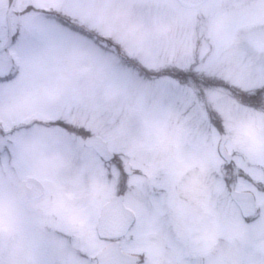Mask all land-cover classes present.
I'll return each mask as SVG.
<instances>
[{
    "label": "rangeland",
    "instance_id": "obj_1",
    "mask_svg": "<svg viewBox=\"0 0 264 264\" xmlns=\"http://www.w3.org/2000/svg\"><path fill=\"white\" fill-rule=\"evenodd\" d=\"M35 1L41 10V14H36L39 17L29 15L22 21L20 30L18 27L12 30L27 35L31 30L56 22V17H63L85 31L117 41L121 47L111 48L115 59L131 57L124 65L126 72L123 74L112 65L100 62L96 53L89 48L58 46L46 56L32 55L21 59H26L27 65L30 60L38 58L46 83H51L50 88L59 92L71 91L81 98L90 114L106 121V129L114 142L132 146L144 166L153 162L152 153H176L171 159L173 169L164 167L163 174L158 177L162 183L166 182L167 177L173 179L170 172L177 177L181 175L179 170H175L180 158L186 156L189 164L193 165L197 160L206 158L209 151H215L212 131L208 126L194 134L193 125L187 123L190 121L197 125L202 121L199 118L210 115L211 110L202 108L207 105L204 101L207 93L203 91L205 75L199 77L201 86L195 87L202 93L198 103L193 101L194 94H188L185 88H181L179 79H175L178 69L186 67L193 58L200 64L201 53H206L205 60L207 56L218 57V72L224 79V85L218 92L222 99H217L216 105L222 109L225 120V116L229 115L227 105L238 100L240 90L247 87L254 72L255 66L250 58L264 54V0H209L200 12L183 8L177 0ZM15 49L13 52H18L17 47ZM140 63L152 71L140 68ZM49 64L51 68L47 69ZM46 70L53 77L51 80L44 73ZM29 82L31 85L32 82ZM186 82L190 83L191 80ZM41 83L43 88L48 86ZM179 90H186L187 94H179ZM171 92L178 94L171 96ZM32 103L38 105L40 99ZM32 110L28 109L26 115ZM252 111L264 114V108H254ZM182 114L184 122L181 120ZM231 116L243 120L246 114L233 112ZM232 147L239 163L254 173L256 170L249 165L258 162V153L264 157V144L236 143ZM183 148L185 156L179 154ZM74 159V188L70 195L75 201L76 212L82 205L76 196L77 187L90 185L92 181L83 162ZM30 171L28 168L27 173ZM185 177H193V173ZM206 184L209 183H203L204 186ZM172 191L167 194L170 200L176 194L173 195ZM170 203L171 207L177 205L174 200ZM26 217L31 222H26L25 240L12 241L9 261L0 256V264H44L53 246L60 243L59 236L53 238L51 245L47 243L48 236H53V232L39 230V220L34 212L27 210ZM239 226L235 225L234 231L239 230ZM33 231L46 233L42 241L45 246L39 252ZM261 231L263 227L258 224L246 226L242 231H237L228 244L221 245L215 255L190 261H194V264H253V259L264 249V245L259 244L254 236ZM169 242L172 241L169 239ZM22 247L26 249L21 250ZM148 255H145L147 260L151 258ZM184 261L170 255L165 257L164 264H182ZM152 262L154 264L153 258Z\"/></svg>",
    "mask_w": 264,
    "mask_h": 264
},
{
    "label": "snow or ice",
    "instance_id": "obj_2",
    "mask_svg": "<svg viewBox=\"0 0 264 264\" xmlns=\"http://www.w3.org/2000/svg\"><path fill=\"white\" fill-rule=\"evenodd\" d=\"M35 10L32 4L23 7L26 14ZM55 21L31 30L27 35L14 32L11 39L16 44L18 58L46 56L58 46L89 48L100 62L112 65L121 74L126 72L124 65L131 57H113L111 48L121 47L117 41L85 31L63 17H56ZM4 38L0 33V39ZM205 56L206 53H201L200 64L193 58L186 67L179 68L175 79L197 82L203 74V91L217 93L220 100L222 97L218 92L224 85V79L218 72V57L207 56L205 60ZM250 59L255 66L254 72L247 87L240 90L238 100L227 105L229 115L225 116L224 123L216 120L214 114L208 116L212 125V143L224 141L227 159L219 155V150L209 151L205 165L214 171L213 190L217 201L232 206L237 219L241 216L254 218L256 209L264 208V202L252 205L243 198L240 185L246 173L232 147L236 143L264 144V114L252 111L264 108V54ZM140 68L152 71L143 63H140ZM24 88L20 73L0 60V102L7 103ZM177 94L169 93L171 96ZM179 94L186 95L187 92L179 90ZM39 95L38 106L21 117L16 129L9 130L15 131L16 135L8 137L4 143L11 148L25 137L46 140L81 160L92 181L90 185L76 189V196L82 201L79 210L53 221V231L63 233V236L47 254L44 264H136L134 260L121 261L119 249L136 239L149 206L158 214L159 209L168 203L167 192L160 191V183L143 165L135 149L127 143L114 142L106 129V121L90 114L81 98L71 91L59 92L48 87L42 88ZM233 112H243L246 116L243 120L233 119ZM221 127L224 128L223 136L217 132ZM108 209H114V214L109 216ZM159 222L163 229V216H159ZM256 223L264 227V212ZM84 231L88 234V247L94 250L92 252L85 251L81 244L80 237ZM73 249L77 250L75 254ZM81 252L82 256L79 255ZM182 264H194V261Z\"/></svg>",
    "mask_w": 264,
    "mask_h": 264
},
{
    "label": "flooded vegetation",
    "instance_id": "obj_3",
    "mask_svg": "<svg viewBox=\"0 0 264 264\" xmlns=\"http://www.w3.org/2000/svg\"><path fill=\"white\" fill-rule=\"evenodd\" d=\"M26 4L35 5L36 10L24 13L23 7ZM36 14H41V10L35 0H0V31L5 36L4 39H0V60L10 64L12 70L19 72L21 79L25 82L22 92H18L7 103L0 102V256L3 260L8 259V261L12 252L11 242L17 239L24 241L27 236L24 232L26 222H31L29 217H26L27 210L37 215L39 220L37 226L39 225L40 231L51 230L53 232V236H48L47 243L49 242L50 245L55 236H63V233L53 231V221L75 211V201L70 195L74 188V157L47 143L46 140L37 141L25 137L13 144L11 148L4 143L8 137L16 135L15 131L9 130L16 129L21 117L26 115V111L38 106L32 102L40 99L39 93L43 88L41 81L43 83L47 81L41 72L38 58L30 60V63L26 65V59L18 58V52H13L16 50V44L11 38L14 32L19 33L18 30H12L13 27H18L20 30L19 26L24 18L29 15L39 17ZM50 68L49 64L47 69ZM44 73L50 80L53 78L48 75L47 70ZM29 81L34 86L29 85ZM178 82L181 88L188 91V94H194L193 101L199 103L202 93L198 92L195 87L199 84L201 86L200 79L197 82L191 80L188 83L180 78ZM46 85L48 88L51 87V83H46ZM206 93L204 101L207 105L202 108L211 110L210 114H214V118L223 124L225 120L222 109L216 105L215 92ZM183 108H186L185 105ZM181 120L184 122L183 114ZM198 120L202 121L197 122V125L190 121L187 122L193 125L194 134L207 126L212 131V125L206 116H202ZM217 132L223 136L224 128L217 129ZM222 141L214 144V150H219V155L227 159L220 150ZM224 149L227 151L225 144ZM184 152L183 148L179 154L185 156ZM175 154L152 153L151 160L153 162L145 164V167L160 183L161 192L166 191L168 194V191H172L174 188L172 193L174 195L176 192V194L173 200L177 205L171 207L170 201L173 202V200H170L167 195L168 203L159 209L158 214L149 206L146 214L147 221L143 223L136 239L129 241L127 246L121 247L124 253L138 257V264H153L152 258L154 264H164L165 257L170 255L174 256V259L185 261L209 258L216 254L221 245L228 244L237 231H242L246 226L257 224L256 221L264 212V208H257L254 218L241 216L240 219H237L232 206L218 202L213 190L214 171L205 165V158L197 160L193 165L189 164V159L186 160V156L180 158L175 170L177 172L179 170L181 175L177 177L169 171L173 179L167 177L166 182L162 183L158 177L163 174L162 169H173L171 159ZM260 155L261 153H258L256 159L259 163L248 164L250 167H254L256 170L254 173L243 167L246 175L240 185L242 194H244L243 198L252 205L264 202V157ZM161 160L167 162L160 163ZM28 168L29 171L31 170L30 173H27ZM191 172L193 177L186 178L185 176ZM182 175H184L183 178ZM58 181L60 182L59 186L57 185ZM206 182L209 184L204 186L203 183ZM27 198L31 199L26 201ZM79 203L82 204V201ZM159 216H163L165 221L163 229L160 227ZM235 225H240V229L234 231ZM147 230L151 232L148 233ZM32 234L38 243L36 245L39 252L42 246H45L42 241L45 239L46 233L33 231ZM254 236L259 244L264 245V227L263 231ZM169 239L172 241L171 243ZM80 240L85 251H94L88 247L87 232L84 236L82 235ZM73 250L77 252L76 249ZM147 254L151 257L148 260L145 257ZM24 255L27 256L26 253ZM79 255H83V253L81 252ZM253 262V264H264V249L259 251Z\"/></svg>",
    "mask_w": 264,
    "mask_h": 264
},
{
    "label": "water",
    "instance_id": "obj_4",
    "mask_svg": "<svg viewBox=\"0 0 264 264\" xmlns=\"http://www.w3.org/2000/svg\"><path fill=\"white\" fill-rule=\"evenodd\" d=\"M207 1L208 0H178V2L181 4L182 7L186 8V9H194L197 12L201 10L202 5ZM220 150H221V153L224 155V153L226 152L224 149V141H222ZM27 194L28 193L26 192V195ZM243 195L244 194H242V196ZM30 199L31 198H27L26 201H29ZM106 211H107V214L109 216L113 215L115 212L114 209H108ZM119 255H120L121 261H123V262H127L129 260H134V261H136V264H138V260H139L138 257H134V256H131L129 254L124 253L121 248L119 249ZM99 259L100 258L97 257V260H99Z\"/></svg>",
    "mask_w": 264,
    "mask_h": 264
}]
</instances>
